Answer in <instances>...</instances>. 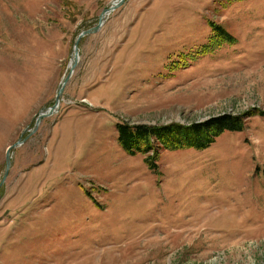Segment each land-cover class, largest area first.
I'll list each match as a JSON object with an SVG mask.
<instances>
[{"label":"rangeland","instance_id":"rangeland-1","mask_svg":"<svg viewBox=\"0 0 264 264\" xmlns=\"http://www.w3.org/2000/svg\"><path fill=\"white\" fill-rule=\"evenodd\" d=\"M113 1L0 0V264H264V0H124L35 120ZM253 107L155 165L118 140Z\"/></svg>","mask_w":264,"mask_h":264},{"label":"trees","instance_id":"trees-1","mask_svg":"<svg viewBox=\"0 0 264 264\" xmlns=\"http://www.w3.org/2000/svg\"><path fill=\"white\" fill-rule=\"evenodd\" d=\"M222 33L233 39L224 31ZM256 111L253 107L235 114L221 113L203 121L188 123L130 124L122 122L117 125L118 140L129 154L138 151L151 152L147 160L150 159V164L155 165L153 158L161 149L206 148L225 130L242 129L245 119Z\"/></svg>","mask_w":264,"mask_h":264},{"label":"water","instance_id":"water-1","mask_svg":"<svg viewBox=\"0 0 264 264\" xmlns=\"http://www.w3.org/2000/svg\"><path fill=\"white\" fill-rule=\"evenodd\" d=\"M124 0H114L109 6H105L100 14L98 15V21L96 23V25L90 27V28H87V29H84L82 30L78 36L76 37L74 43H73V53H72V58H71V61L68 65V71L67 73L65 74V76L62 78L58 88H57V91H56V94H55V98H54V102L48 106L46 108V110L44 111H41L39 112L37 115H36V118L35 120H39L42 116H45V115H50L54 112H56V109L60 103V100H61V95H62V92L64 90V86L66 84V82L68 81V79L70 78L77 62H78V56H79V50H78V44H79V41L80 39L86 35V34H89V33H92V32H96L98 31L99 27L103 24L104 22V19L106 17V15L112 11L113 9H115L116 7H118L119 5H121V3L123 2ZM37 124V123H36ZM35 127L32 129L34 130ZM22 140V134L18 137V139L9 144L6 148V151H5V170H4V173H3V176L0 180V186L2 185L3 183V180L5 179L6 177V174L8 172V169L10 167V163H11V150L14 148V146H16L17 144H19Z\"/></svg>","mask_w":264,"mask_h":264},{"label":"bare ground","instance_id":"bare-ground-1","mask_svg":"<svg viewBox=\"0 0 264 264\" xmlns=\"http://www.w3.org/2000/svg\"><path fill=\"white\" fill-rule=\"evenodd\" d=\"M107 17V16H106Z\"/></svg>","mask_w":264,"mask_h":264}]
</instances>
